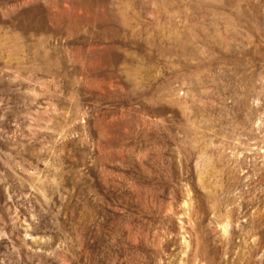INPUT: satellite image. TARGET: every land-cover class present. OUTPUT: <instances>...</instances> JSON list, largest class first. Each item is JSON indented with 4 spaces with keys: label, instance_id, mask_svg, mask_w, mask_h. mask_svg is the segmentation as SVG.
Masks as SVG:
<instances>
[{
    "label": "rangeland",
    "instance_id": "374dc122",
    "mask_svg": "<svg viewBox=\"0 0 264 264\" xmlns=\"http://www.w3.org/2000/svg\"><path fill=\"white\" fill-rule=\"evenodd\" d=\"M0 264H264V0H0Z\"/></svg>",
    "mask_w": 264,
    "mask_h": 264
}]
</instances>
